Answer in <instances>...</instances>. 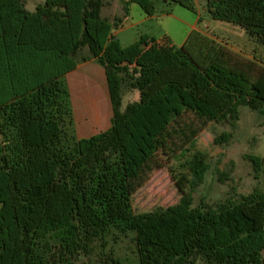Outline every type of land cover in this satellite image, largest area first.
I'll return each mask as SVG.
<instances>
[{
    "label": "trees",
    "instance_id": "obj_1",
    "mask_svg": "<svg viewBox=\"0 0 264 264\" xmlns=\"http://www.w3.org/2000/svg\"><path fill=\"white\" fill-rule=\"evenodd\" d=\"M166 1L197 12V0ZM123 4L126 14L135 4L153 15L149 0ZM105 5L46 0L29 12L0 0V264H87L80 258L93 255L129 264L115 252L123 238L134 245L133 264H264V192L195 206L209 170L200 151L171 171L176 205L132 207L160 154L194 146L201 129L186 119L235 129L241 107L264 116V63L193 32L180 48L142 36L126 65L114 36L123 20L103 17ZM206 8L264 46V0H207ZM88 61L105 71L111 127L78 139L65 77ZM125 92L138 100L122 109ZM248 159L260 171L263 161Z\"/></svg>",
    "mask_w": 264,
    "mask_h": 264
},
{
    "label": "rangeland",
    "instance_id": "obj_2",
    "mask_svg": "<svg viewBox=\"0 0 264 264\" xmlns=\"http://www.w3.org/2000/svg\"><path fill=\"white\" fill-rule=\"evenodd\" d=\"M26 5L29 12H34L39 4L46 0H20ZM153 6V15L148 16L138 5L130 4L127 14L124 11L123 0H104L105 8L103 17L123 20V27L114 33L116 40L122 48V61L130 65L131 47L142 36H148L158 41L165 37L171 40L177 48L182 47L188 37L193 33H200L214 37L223 43L229 50L240 55L243 59L264 63V46L253 40L245 30L226 22L215 21L207 11V0H197V12L189 11L180 5L166 0H149ZM87 56V51H84ZM90 68H95L91 66ZM92 70L81 69L76 74L83 75L84 79L92 77ZM103 87H106L105 77L101 74ZM86 80V79H85ZM87 81V80H86ZM96 94L92 100L85 102L90 116L105 119V97L103 90L96 86ZM76 93H72L71 103L75 112L81 109ZM81 99L83 100L84 98ZM138 100L136 93H124L122 109L128 103ZM77 102V103H75ZM108 98L106 104L108 105ZM96 109V110H95ZM108 110V109H107ZM193 129H201L194 141V146L186 147L175 156H158L159 166L149 176V179L132 197V207L135 214L151 212L157 208H168L180 201L175 184L171 177V171L182 172L181 165L190 160L196 152L207 156L209 170L204 183L193 194L194 204L201 201L214 205L224 201L228 197L239 199L254 191L264 192V116L248 108H240V120L235 129L231 126H222L215 123L202 124L192 118L186 119ZM96 121V118H95ZM202 127V128H201ZM231 134L228 144L216 145L215 139L222 134ZM79 137V134L77 133ZM84 138V137H83ZM1 141V137H0ZM188 150V151H186ZM253 156L263 161L260 171H257L248 157ZM224 175H228L225 180ZM134 245L129 239L123 238L115 245V252L120 257L129 260V264L136 262L133 253ZM87 264H99L96 255L82 256L81 262ZM198 264H204L199 262Z\"/></svg>",
    "mask_w": 264,
    "mask_h": 264
},
{
    "label": "crops",
    "instance_id": "obj_3",
    "mask_svg": "<svg viewBox=\"0 0 264 264\" xmlns=\"http://www.w3.org/2000/svg\"><path fill=\"white\" fill-rule=\"evenodd\" d=\"M94 66L95 68H90ZM81 69H90L92 72H88L90 75L93 74L92 77L85 78L83 75H77L76 72ZM101 74L105 77L104 69L96 64L94 61H88L86 63H80L77 68L66 75L65 80L70 94V100L72 97V93L75 92L77 96V100L80 104L81 109H77L74 112L73 109V118L75 124V132L79 134L78 139H88L93 136L99 135L100 133L106 132L111 127V119H112V107L109 98V91L105 77L106 87H103V80ZM96 86L103 90V95L105 97V119L101 121L99 116L93 117L90 116L87 112V105L85 102L92 100L93 96L96 94ZM84 98L83 100L81 99ZM108 98V105L106 104V100ZM77 103V102H75ZM72 107V103H71ZM108 109V110H107ZM96 110V109H95ZM96 118V121H95ZM98 121V123H97ZM84 137V138H83Z\"/></svg>",
    "mask_w": 264,
    "mask_h": 264
}]
</instances>
